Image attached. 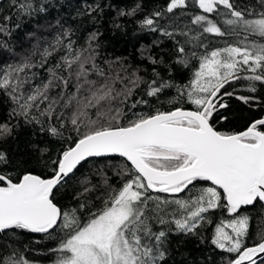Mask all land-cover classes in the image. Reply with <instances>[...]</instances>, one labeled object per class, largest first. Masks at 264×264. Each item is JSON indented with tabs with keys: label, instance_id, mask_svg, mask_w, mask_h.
<instances>
[{
	"label": "snow or ice",
	"instance_id": "obj_1",
	"mask_svg": "<svg viewBox=\"0 0 264 264\" xmlns=\"http://www.w3.org/2000/svg\"><path fill=\"white\" fill-rule=\"evenodd\" d=\"M191 2V16L189 0H167L139 21L172 42L163 54L151 51L159 41L146 49L150 71L103 59L98 31L80 43L59 20L42 42L37 33L51 25L37 18L50 0H8L7 14L0 5V49L14 57L13 33L37 20L26 33L32 50L0 66V92L16 105L12 116L60 141L55 155L39 149V174L0 151V264H176L181 236L210 243L219 264H264V116L242 131L213 123L228 119L232 98L264 111V0ZM102 12L93 2L77 15ZM177 67L190 71L187 82H176ZM16 126L0 123V139ZM90 161L94 171L81 172ZM32 233L54 247L30 257Z\"/></svg>",
	"mask_w": 264,
	"mask_h": 264
},
{
	"label": "trees",
	"instance_id": "obj_2",
	"mask_svg": "<svg viewBox=\"0 0 264 264\" xmlns=\"http://www.w3.org/2000/svg\"><path fill=\"white\" fill-rule=\"evenodd\" d=\"M98 2L103 7L101 14H96V19L93 21L92 17L77 15L79 11L88 3ZM51 7L45 19H40L41 25L50 24L51 27L45 26L41 32L37 33L43 41L50 42L53 39L55 32L60 31L56 27V21L64 27H72L76 30V36L79 37L80 43H83V38L90 32L98 31L101 35L99 37L101 57L105 60L115 61L119 58L120 61L125 62L127 66L139 67L140 69H148L150 71V63L144 59L148 54L146 49L153 45V42H161L159 47L152 48L153 53H165L172 48V42L167 37H163L159 32H152L149 29L141 28L139 21L145 15L163 8L167 0H50ZM141 4L142 9L135 16H119L120 10L128 11L134 7L135 4ZM0 5L6 10L9 9L8 0H0ZM195 11H198L189 0V8L186 10L187 15L191 16ZM172 14H168L171 16ZM176 15H180L177 10ZM168 20H162L161 23H167ZM37 23V20L23 23L22 28L13 33L10 39V46L13 52L0 49V66L14 62L20 56L25 55L32 50V46L36 43L35 39L31 41L26 36V33L32 31ZM187 23V20H184ZM116 25H119L117 27ZM217 42L222 43L219 37L212 38ZM143 53V54H142ZM43 74V73H42ZM143 74V72H141ZM173 75L177 83L187 82L190 77V71L174 69ZM230 90V89H229ZM238 94H245L243 91ZM170 95H175L173 89ZM151 102V101H150ZM229 108L222 110L223 115L227 116L226 121H220L218 117H214L213 123L220 131H242L254 118L264 116V111L255 106L249 107L244 105L241 101L232 98L228 100ZM16 105L5 94L0 92V123H11L17 125L11 136L0 139V151L8 153L13 161H27L22 164L23 167L34 168L39 174L40 172H47L45 167L47 161V154L41 157L39 149L47 148L49 153L55 155L59 150L60 141L58 138L50 136L46 132L40 130V125L26 123L23 117H15L11 115L12 110ZM138 111H147L148 108L141 107ZM103 163V161H101ZM81 172L88 173L94 171V163L92 161L83 164L80 169ZM111 174V173H110ZM67 192V194H65ZM64 196V203L71 200V186L67 190H61L58 198ZM260 206L257 205V209ZM254 216L257 215L256 209H250ZM258 218V216H257ZM257 226L254 223L251 228V238H256ZM202 234L207 237L210 235V229L202 231ZM179 239L182 245L178 254L175 256L176 264H219L220 258L223 255L219 250H214L210 243L201 244L199 239L195 236L185 238L173 237V240ZM39 241V243H35ZM251 242V241H250ZM24 243L28 244L33 251L26 253L27 255L35 256L37 252H47V249L54 247L52 241L47 240L43 234L32 233L26 234ZM43 260V257H41ZM48 263L46 260L43 264Z\"/></svg>",
	"mask_w": 264,
	"mask_h": 264
},
{
	"label": "rangeland",
	"instance_id": "obj_3",
	"mask_svg": "<svg viewBox=\"0 0 264 264\" xmlns=\"http://www.w3.org/2000/svg\"><path fill=\"white\" fill-rule=\"evenodd\" d=\"M46 264H48V263H46Z\"/></svg>",
	"mask_w": 264,
	"mask_h": 264
}]
</instances>
